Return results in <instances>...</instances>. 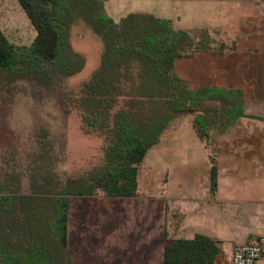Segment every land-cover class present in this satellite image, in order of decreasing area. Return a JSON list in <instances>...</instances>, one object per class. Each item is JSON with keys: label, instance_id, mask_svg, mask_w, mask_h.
I'll return each instance as SVG.
<instances>
[{"label": "rangeland", "instance_id": "obj_1", "mask_svg": "<svg viewBox=\"0 0 264 264\" xmlns=\"http://www.w3.org/2000/svg\"><path fill=\"white\" fill-rule=\"evenodd\" d=\"M199 1L208 0H185L192 7L185 15L182 0H151L150 12L140 13L168 19L175 30L188 26L191 33H197L191 50L186 48L184 58L175 63V76L193 90L209 87L202 75L209 64L214 66L219 59L217 53L211 56L205 53L211 44L208 31H193L192 9ZM98 2L90 0L89 8L80 3L73 10L70 33L74 36L66 49L72 66L47 64L44 73L38 76L13 77L0 70V196L12 195L23 200L34 197L30 214L38 217L44 227L53 215L51 207L44 205L49 203L45 199L83 182L89 183L106 166L105 153L111 145V130L119 113L129 114L141 132L150 130L165 117L181 114H174L166 99L149 100L140 95L147 89L153 94L165 91L152 83L151 72L142 64L132 61L120 66L104 64L102 40L86 22V18L101 9L103 4ZM228 10L225 33L243 36L264 33V0H232ZM0 29L15 47H31L37 37L18 0H0ZM249 38L242 39L249 45ZM238 50L242 53V43ZM238 55L227 54L226 60L231 64ZM225 87L217 88L238 90L237 84ZM244 88L252 89L249 90L252 93L255 87ZM255 89L261 91L262 87ZM242 91L246 100V91ZM221 108L222 104L215 102H200L197 107L201 113L205 112L210 132H224L226 120L216 114ZM168 140L176 142L177 136L171 135ZM160 144L150 149L139 168V188L134 198L110 197L102 189H97L92 197L72 198L68 248L74 253L75 264H145L139 253L145 248L144 224L149 219L146 213L153 212L151 222L155 229L164 204L161 187L167 182V173L156 164ZM248 183L252 186L247 197L259 200L263 195L262 182ZM221 202L225 204L223 201L218 204ZM242 204L237 202L243 206V212L234 213L231 223L244 238L240 242L219 241L222 254L216 264H230L231 250L237 244L264 236V199L257 204ZM20 217L26 221L22 212ZM217 217L223 218L225 224L230 222L224 216ZM159 237L151 246V264L163 263L156 247Z\"/></svg>", "mask_w": 264, "mask_h": 264}, {"label": "trees", "instance_id": "obj_2", "mask_svg": "<svg viewBox=\"0 0 264 264\" xmlns=\"http://www.w3.org/2000/svg\"><path fill=\"white\" fill-rule=\"evenodd\" d=\"M18 1L36 29L37 37L31 47H15L0 30V70L20 77L25 74L38 76L44 73L47 64L72 66L66 49L70 46L73 10L80 3L89 8L90 0ZM92 3L99 2L92 0ZM86 22L102 40L104 64L120 66L130 61L142 64L151 72L152 83L158 88L164 87L165 91L153 94L147 89L140 95L149 100H168L174 114L197 113L194 126L202 140L209 139L210 128L205 112L197 110L200 102L222 104L216 114L226 120L223 131L247 117L242 90L217 87L193 90L175 76L176 61L184 58L186 48L191 50L194 41L187 31L175 30L168 19L131 13L116 23L101 5L96 14L86 18ZM176 116L165 117L150 130L141 132L129 114L119 113L111 130V145L105 153L106 166L89 183L83 182L78 187L45 199L49 203L44 205L53 211L47 227L30 214L34 208V197L23 200L1 195L0 264H73V253L68 248L72 198L92 196L97 189L114 198L135 197L141 164ZM20 212L26 221L21 219ZM221 254L219 241L197 235L191 241L178 239L168 242L164 247L163 264H216Z\"/></svg>", "mask_w": 264, "mask_h": 264}, {"label": "crops", "instance_id": "obj_3", "mask_svg": "<svg viewBox=\"0 0 264 264\" xmlns=\"http://www.w3.org/2000/svg\"><path fill=\"white\" fill-rule=\"evenodd\" d=\"M100 1L106 14L116 23L131 13L150 12L148 9L151 6V0ZM184 1L182 0L181 5L183 15L192 8ZM231 2L232 0H208L193 4V31H208L206 34L211 44L205 53L210 56L217 53L219 56L218 63L214 66L209 64L205 68L201 79L209 87L237 84L238 90L246 91L244 87L260 86L262 89L260 91L254 88L252 93L249 91L252 89H248L245 100L247 117L238 120L224 132H210L209 141L202 140L194 126L197 113H181L169 124L161 137L160 159L156 161L167 173V182L161 187L164 204L160 223L155 229L151 222L153 212L146 213L149 219L144 224L145 248L139 253V259L145 264L152 263L151 246L159 236L160 241L156 243V247L162 262L165 245L178 239L191 241L197 235H203L215 241L228 239L240 242L244 237L240 229L231 223L234 213L243 212V206L237 205V202L257 204L264 199V33H248L247 36H243V33H225L228 29H225L224 23L229 16ZM19 6L29 20L20 3ZM30 24L33 26L31 21ZM183 30L193 39L197 37V33H191L192 28L187 26ZM34 33L37 34L36 29ZM73 36L74 33H70V40ZM243 37H250L249 45ZM241 43L242 53L238 50ZM247 46L249 48L244 49ZM235 53L240 55L230 64L226 60L227 54ZM171 135L177 136L176 142L166 141ZM251 180L262 182L263 195L259 200H249L247 197L252 186L248 182ZM220 201L225 204H218ZM71 210L70 208L69 219ZM217 215L224 216L230 222L223 223V218L220 220Z\"/></svg>", "mask_w": 264, "mask_h": 264}, {"label": "built area", "instance_id": "obj_4", "mask_svg": "<svg viewBox=\"0 0 264 264\" xmlns=\"http://www.w3.org/2000/svg\"><path fill=\"white\" fill-rule=\"evenodd\" d=\"M229 261L230 264H264V236L237 244Z\"/></svg>", "mask_w": 264, "mask_h": 264}]
</instances>
